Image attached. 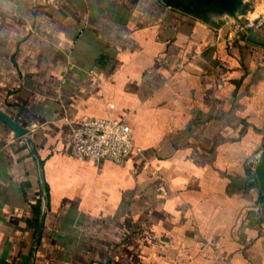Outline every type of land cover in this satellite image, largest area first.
I'll return each instance as SVG.
<instances>
[{
  "label": "crops",
  "instance_id": "crops-1",
  "mask_svg": "<svg viewBox=\"0 0 264 264\" xmlns=\"http://www.w3.org/2000/svg\"><path fill=\"white\" fill-rule=\"evenodd\" d=\"M252 1L241 18L264 14ZM234 22L163 0H0V110L39 157L0 118V264H264L248 160L264 28ZM105 117L137 148L75 157L74 129Z\"/></svg>",
  "mask_w": 264,
  "mask_h": 264
},
{
  "label": "built area",
  "instance_id": "built-area-1",
  "mask_svg": "<svg viewBox=\"0 0 264 264\" xmlns=\"http://www.w3.org/2000/svg\"><path fill=\"white\" fill-rule=\"evenodd\" d=\"M248 20L252 25L261 27L264 25V14L248 17ZM136 148L133 127L121 118L87 119L73 131L72 152L79 159L94 162L107 159L122 163ZM262 151H256L249 159L255 170L261 162Z\"/></svg>",
  "mask_w": 264,
  "mask_h": 264
},
{
  "label": "water",
  "instance_id": "water-1",
  "mask_svg": "<svg viewBox=\"0 0 264 264\" xmlns=\"http://www.w3.org/2000/svg\"><path fill=\"white\" fill-rule=\"evenodd\" d=\"M167 5L170 7L182 9L189 13H196L194 6L198 3H202L205 5H211L214 4L218 7H226V12L230 17H233L235 20L240 21V16L243 14H246L248 11L249 3L241 2L239 3L238 0H163ZM238 7L237 9H234ZM0 118L5 121L15 132L16 135L20 138H27V142L31 146V150L36 156V158L39 160V157L37 155V152L35 148L32 146V140L29 138L30 129L27 127L21 126L17 121L12 119L10 116H8L5 112L0 110ZM41 167V178H42V185L45 191V175L43 171L42 164L40 163ZM254 181L258 184L263 196H264V149L262 151V159L260 164L257 166L255 171V179ZM264 220V215H263ZM45 222V213H43L38 231H37V239L39 240L42 234L43 226Z\"/></svg>",
  "mask_w": 264,
  "mask_h": 264
},
{
  "label": "rangeland",
  "instance_id": "rangeland-1",
  "mask_svg": "<svg viewBox=\"0 0 264 264\" xmlns=\"http://www.w3.org/2000/svg\"><path fill=\"white\" fill-rule=\"evenodd\" d=\"M248 3H249V6H248V9H247L248 11L246 12V14L247 13L249 14L250 12H254V10H255V3L252 0H248ZM241 17L242 16H240V21L235 20L236 22H234V26H236V28L239 27V29H241V30L245 29L244 31H250V30L255 31V30L264 28V25L261 26V27H256V26L252 25V22H250L248 20V17H245V16L243 18H241ZM251 18H254V17L252 16ZM240 22H241L243 27L240 26ZM249 168L255 174L256 170L251 165V163H249ZM263 215H264V206H263V209H262V218H261V220L264 223Z\"/></svg>",
  "mask_w": 264,
  "mask_h": 264
},
{
  "label": "flooded vegetation",
  "instance_id": "flooded-vegetation-1",
  "mask_svg": "<svg viewBox=\"0 0 264 264\" xmlns=\"http://www.w3.org/2000/svg\"><path fill=\"white\" fill-rule=\"evenodd\" d=\"M239 3L242 2V0H238ZM238 7L234 8V9H237ZM194 9L197 13H200V14H203L205 16L209 15V13L211 12H218V11H225L226 10V7H218L214 4H211V5H205V4H202V3H198L196 4V6H194Z\"/></svg>",
  "mask_w": 264,
  "mask_h": 264
},
{
  "label": "trees",
  "instance_id": "trees-1",
  "mask_svg": "<svg viewBox=\"0 0 264 264\" xmlns=\"http://www.w3.org/2000/svg\"><path fill=\"white\" fill-rule=\"evenodd\" d=\"M258 150H260V149H257V150H255V151H253L252 153H251V155L249 156V159H250V157L256 152V151H258ZM248 159V160H249ZM250 178H253L254 176H255V174L250 170ZM258 185V184H257ZM257 187H259V186H257ZM260 189V188H259Z\"/></svg>",
  "mask_w": 264,
  "mask_h": 264
}]
</instances>
